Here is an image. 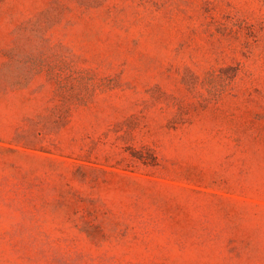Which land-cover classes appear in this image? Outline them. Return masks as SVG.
<instances>
[{"label":"rangeland","instance_id":"rangeland-1","mask_svg":"<svg viewBox=\"0 0 264 264\" xmlns=\"http://www.w3.org/2000/svg\"><path fill=\"white\" fill-rule=\"evenodd\" d=\"M0 264H264V0H0Z\"/></svg>","mask_w":264,"mask_h":264}]
</instances>
